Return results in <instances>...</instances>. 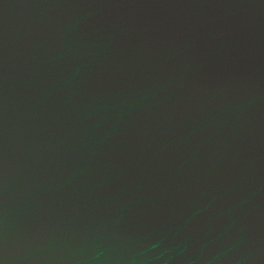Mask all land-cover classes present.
I'll list each match as a JSON object with an SVG mask.
<instances>
[{
    "label": "water",
    "instance_id": "95a60500",
    "mask_svg": "<svg viewBox=\"0 0 264 264\" xmlns=\"http://www.w3.org/2000/svg\"><path fill=\"white\" fill-rule=\"evenodd\" d=\"M0 264H264V0H0Z\"/></svg>",
    "mask_w": 264,
    "mask_h": 264
}]
</instances>
